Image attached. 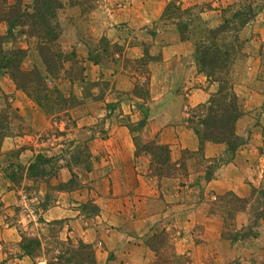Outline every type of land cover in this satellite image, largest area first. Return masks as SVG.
<instances>
[{"label":"rangeland","instance_id":"rangeland-1","mask_svg":"<svg viewBox=\"0 0 264 264\" xmlns=\"http://www.w3.org/2000/svg\"><path fill=\"white\" fill-rule=\"evenodd\" d=\"M96 1L56 0L39 4L37 14L44 12L46 6L50 8L45 13L54 28L49 35L53 38L58 35L43 51L47 57L53 54L55 58L51 64L55 76L46 70L40 40L30 32L31 27L13 28V35L3 43L4 50L24 49L21 68L37 69L48 88H57L67 101L59 108V102L51 96L42 100L45 106H39L0 70V116L6 119L0 118V125L5 126L7 133L0 144V184L6 191H14L15 197L11 204L0 199V249L5 253L0 264H13L23 253L22 236L39 240V245L33 246L28 255L34 264L37 259L45 264H96L91 244L68 233L72 227L67 219L45 221L40 214L41 209L54 204L60 191L72 194L74 201L79 202L72 207L92 218L94 225L101 223L99 228L116 226L112 207L123 206L127 215L149 214L150 233L144 243L154 249L158 263L187 264L190 255L183 246L191 244L196 246L197 264H241L240 245L254 252L264 245V221L263 227L251 228L252 220H248L246 211L234 214V219L225 217L221 204H214V200L216 195L234 192L231 189L215 195L203 192L197 198L193 196L197 191H189L188 187L178 193L160 187V181L149 170L150 156L144 149L147 141L157 140L149 133L148 118L159 109L150 99L147 81L143 80L148 60L157 55L132 59L123 55L124 45L105 36L96 40L88 34V15L82 16L98 4ZM187 1L190 5L185 7L178 0H169L172 4L163 12L161 24L152 25L149 30L157 32L153 29L174 25L194 46L201 29L220 24L221 9L237 0H221L217 7L212 6L214 0ZM22 3L29 12L34 11V0H22ZM257 5L261 6L262 2L257 1ZM37 29L44 32L42 27ZM6 33V24L0 22V34ZM78 38L86 41L85 55ZM242 38H246L244 56L235 60L231 76L240 114L235 128L241 139L233 159L237 151L239 157L237 163H232V159L219 167L232 163L233 173L228 179L236 191L247 188L250 192L251 185H259L264 170V80L261 77L264 75L260 71L259 56L260 48H264V6L244 29ZM141 42L143 53L147 54L152 43L150 36ZM121 69L129 76V91L115 87L117 72ZM4 139L7 142L2 149ZM118 145L123 148L116 151ZM130 148L134 150L132 158L128 157ZM38 154L42 157L36 158ZM180 157L185 163L186 159L194 160L195 175L188 180L193 185L196 176L204 174L207 163L185 151ZM128 158L129 167H120L119 162ZM31 162H36L37 172L27 170ZM140 177L143 181L138 187ZM200 182L203 188V180ZM40 193L44 194L42 198ZM102 209H107L106 218L96 221ZM243 220L244 225L239 226ZM229 250L234 251L233 257L226 255ZM257 256L260 259L255 261L264 264L262 253ZM252 259L253 255L245 257L246 261Z\"/></svg>","mask_w":264,"mask_h":264},{"label":"crops","instance_id":"crops-1","mask_svg":"<svg viewBox=\"0 0 264 264\" xmlns=\"http://www.w3.org/2000/svg\"><path fill=\"white\" fill-rule=\"evenodd\" d=\"M168 1L103 0V2H100L97 0L98 4H94L86 12L84 11L82 17H85V14L88 15L86 20L87 26L90 27L88 34L93 36L94 39L96 38V40L105 36L112 42L124 45L123 55L132 59H137L142 55H157L154 58L150 57L148 60V70L143 78V80L147 81L150 99L156 105V109H159L154 110V113H151L148 118L149 133L159 143L167 144L170 148L172 160H178L184 151L192 156H195L193 154L198 151L200 140L193 129L187 125L186 118L191 108L204 102L211 93L218 89V83L209 81L206 75L198 70L192 42L189 39H182L180 31L174 25L160 27V30L158 28L153 29L157 32L149 30L150 26L161 24V16ZM219 1L221 0L212 1V6L217 7ZM187 2V0H178V4L185 7L190 5V3L186 4ZM78 6L81 12V5ZM212 11H215V9H212ZM101 12L103 13L102 16H100ZM119 26L123 27V31H119ZM124 29L127 31L124 32ZM88 34L86 38H88ZM148 36H150L152 43L149 45L147 54H145L143 53L144 45L141 41L148 39ZM78 42L82 45L80 48H82L83 55H85L88 50L86 41L83 38H78ZM114 55L119 56V53H114ZM99 71L104 74L101 69ZM117 73L116 89L129 91L131 88L127 86L129 81L128 74L122 69ZM132 97L139 99L133 94ZM5 140L2 142V149H5L4 146L7 142ZM10 141H12L11 138ZM122 148L118 145L115 150L119 151ZM223 149V144L205 141L202 155L199 156L206 158L219 157ZM133 156L134 150L130 148L128 157L132 158ZM238 157L239 151L236 152V157L232 163H237ZM129 158L119 162L120 167H129ZM193 161L191 158L186 159L185 165L188 168V177L184 179L186 185L183 187L177 186L176 189L174 188V192L178 193L180 189H187L188 187L189 191H197V193L195 192L196 195L195 193L193 195L197 198H200L203 192L207 194L208 191L210 194L215 195L223 192L224 189H231L239 196L249 195L250 192H248L247 188L239 192L236 191V187L228 179L230 178V173H233L232 167H230V165H233L232 163L218 167L211 180L208 182L203 181V188L195 184L189 186L188 180L195 175ZM138 181L139 187L141 186L140 181H143L142 177ZM41 193L40 198L44 196ZM13 198H15L14 191H6L4 185L0 184V199L6 204H11L13 203ZM140 198L143 201L144 197L141 196ZM54 199H56L54 204L41 209L42 218L45 221L67 219L72 227L68 233L71 236L80 237L91 244L96 264H163L156 262L154 249L144 243V239L150 233L149 214L146 212L138 216H134L132 213L127 215L123 206L120 208L112 207L110 209L113 213L111 216L116 218L113 222L116 226L99 228L101 223L99 226L94 225L92 218L88 219L79 208L72 207V205L79 204V202L74 201L76 198L72 194L60 191L59 196H55ZM112 200H115V197ZM174 206H178V204ZM106 211L107 209L100 210V216H97L96 221L102 222L106 218L104 216ZM123 218H127V220H123ZM243 225L244 220L239 226ZM189 245L187 247L183 246L184 249H188L187 253L190 255V262L187 264H197L196 246L194 248L193 246L191 247V244ZM176 250L180 251L179 241L176 242ZM239 250L244 255H241V264H258L260 262H256L255 259H260V256L257 255L262 253V256H264V245L258 248L256 252L250 250V247L243 245L239 246ZM227 254L233 257L234 251L229 250ZM4 255L5 253L0 249V260L3 259ZM251 255H253L254 260L246 261L245 257ZM17 258L13 264H29V262L34 264L33 260L23 253ZM35 264H45V262L42 259H37Z\"/></svg>","mask_w":264,"mask_h":264},{"label":"trees","instance_id":"trees-1","mask_svg":"<svg viewBox=\"0 0 264 264\" xmlns=\"http://www.w3.org/2000/svg\"><path fill=\"white\" fill-rule=\"evenodd\" d=\"M41 1L52 3L56 0H34V11L32 13L23 5L22 0H1L0 22L6 24L7 33L6 35L0 34V70L10 77L16 88L25 92L39 106H45L42 100L49 99L52 96L54 100L59 102L57 104L60 108L65 104L67 98L57 88H48L45 78L37 69L23 70L21 68L20 65L25 56L24 49H3V43L13 35V28L17 26L31 27L30 32L40 40L39 49L46 70L51 76H55L51 68L55 58L53 54L47 57L43 51L46 50L47 44L56 39L58 35L55 38L49 35L54 28L50 26V20L46 18L45 13L49 12L50 8L46 6L44 12L37 14L40 10L39 4L42 3ZM257 1L262 2V5L258 6ZM171 4L172 2H168L164 11ZM263 6L264 0H237L228 4L221 9L222 22L217 26L203 27L201 29L202 33L194 42L195 62L198 70L204 73L209 81L217 82L218 89L211 93L204 102L194 106L192 113L186 118L187 123L200 140L197 155H193L201 157L199 155H202L205 141L224 145L222 156L201 157V161L207 163L205 171L203 175L196 176L197 181L193 183L200 188V179L204 182L211 180L215 170L221 163L233 159L237 147L241 144V139L235 128L240 114L237 107V95L233 89L231 78L232 67L235 60L244 56V44L246 42V38H242L244 29L252 23ZM29 22H31V25ZM37 26L42 27L44 32L41 33L38 29L36 30ZM181 38L188 39L182 34ZM259 56L261 60L260 71L264 75V48H260ZM60 68L62 67L60 66ZM261 77L264 80V76ZM0 118L5 119V116L2 115ZM4 127V125H0V144L2 139L7 136ZM146 145L144 149L150 156L149 170L160 181V187L174 189L177 186H185L186 183L181 180V177L184 179L188 177V168L183 158L172 160L169 146L159 143L155 139L147 141ZM223 156L224 159H222ZM40 157H42L40 154L36 155V158ZM27 170L37 172L36 162H31ZM42 172H44V169H42ZM250 188V193L247 196H239L231 191L223 195H216L214 204L219 202L220 207L223 209L222 213L229 219H234V214L238 212L246 211L248 220H252L251 228H258L261 222L264 221V170L259 185H251ZM22 241L23 254L29 256L32 253V247L39 245V240L29 236H22Z\"/></svg>","mask_w":264,"mask_h":264}]
</instances>
